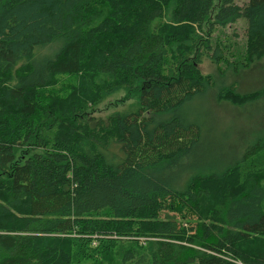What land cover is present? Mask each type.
<instances>
[{
	"label": "trees",
	"instance_id": "16d2710c",
	"mask_svg": "<svg viewBox=\"0 0 264 264\" xmlns=\"http://www.w3.org/2000/svg\"><path fill=\"white\" fill-rule=\"evenodd\" d=\"M240 19L230 61L213 35ZM206 56L264 59V0H0V264H264V135L219 172L193 158ZM121 92L137 111L96 115Z\"/></svg>",
	"mask_w": 264,
	"mask_h": 264
},
{
	"label": "rangeland",
	"instance_id": "374dc122",
	"mask_svg": "<svg viewBox=\"0 0 264 264\" xmlns=\"http://www.w3.org/2000/svg\"><path fill=\"white\" fill-rule=\"evenodd\" d=\"M247 0H237L243 6ZM213 48L216 45L223 49V56L230 61L243 59L246 52V23L239 20L226 28H219L213 35ZM226 45L228 48H224ZM62 46L61 40L38 48L34 60L41 61L54 58ZM204 75H211L215 87L210 89L207 98L199 103L207 110L209 126L204 129L201 143L196 149L193 158L205 159L220 163L218 172L224 167L239 160L245 147L250 141L264 135V97L247 107H234L229 104H219L215 95L223 87L235 84L242 94L264 90V59L253 64L249 69L239 73L228 70L226 64L216 65L209 56L204 58L201 65ZM66 80L65 78H60ZM138 109L136 97L125 99V93H117L108 98L98 108L97 116L107 117L113 113L128 114ZM207 122V123H208ZM224 163V164H222ZM224 165V166H223Z\"/></svg>",
	"mask_w": 264,
	"mask_h": 264
}]
</instances>
